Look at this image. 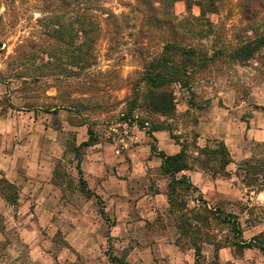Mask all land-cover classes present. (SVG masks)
I'll use <instances>...</instances> for the list:
<instances>
[{"label":"rangeland","instance_id":"374dc122","mask_svg":"<svg viewBox=\"0 0 264 264\" xmlns=\"http://www.w3.org/2000/svg\"><path fill=\"white\" fill-rule=\"evenodd\" d=\"M101 5L108 13H98L100 36L93 47L91 67L83 70L77 63L80 37L63 51L66 45L47 34L51 26L43 20L48 10L41 0H0L1 156L2 152L22 156L38 148H47L51 153L64 149L62 157L53 155L51 158L55 172L52 181L64 189L67 199L75 205H82L81 199L85 198L80 180L77 184L74 180L78 158H82L86 150L76 148L81 140L80 126H85L87 137L91 129L95 138H106L109 131L118 134L128 130L126 123L139 125L145 121L147 129L152 128L153 123L161 124L169 127L195 156L196 142L204 146L214 144L216 139L222 140L224 135L235 136L230 150L238 155H249L246 158L253 156L255 162L264 159V144H260L264 141L249 135L251 127L264 129V49L246 61L232 57L243 40L257 38L264 26L259 25V31L248 29L241 0H223L217 12L207 13L206 18L213 24L210 27L190 20L192 24L177 27L176 32L161 26L154 17H147L144 6L137 0H105ZM49 10L62 12L56 6ZM173 14L176 22H184L189 17L199 16L201 9L196 4L188 8L187 2L180 0L174 4ZM263 15L264 10H261L259 16ZM207 32V37L201 35ZM178 34L184 36L181 37L184 42L191 40L189 43L203 55L194 57L201 67H197L191 87L171 86L176 97L174 115L152 114L141 107L129 114L127 99L139 83L145 64L159 56L164 43ZM56 48L61 51H54L52 59L48 52ZM90 85H98V89ZM70 104L76 108L68 107ZM58 105L66 107L53 111ZM82 123L85 124L80 125ZM46 135H51V140L55 138L56 144L43 145ZM58 139L65 143L61 149ZM20 166L23 168L22 164ZM250 188H264V175L256 176ZM179 194L181 205L171 211L177 223L187 230L179 237L182 248H189L194 239L205 248L208 246L205 241L227 240L225 234L219 239L222 231L228 229L227 225L219 224L215 218L212 222L209 219L199 222L203 227L196 223L197 212L203 216L208 213V207L192 203V198H200L198 193L190 195L181 190ZM187 203L191 204L188 210ZM245 204H239L240 213L246 208ZM229 208L227 204L222 210L212 208L210 214L213 217L219 212L221 216L227 214ZM44 209V205L36 202L30 205L19 201L18 205L10 207L0 205V264L85 263L74 260L71 249L60 254L61 248L69 246L62 229L74 227L75 217H66L65 222L56 216L51 224ZM249 211L256 216L264 215V206L256 204ZM181 216L190 219V228L182 225ZM96 223L94 213L88 226L94 227ZM194 232L200 235L196 237ZM199 264L214 263L203 256Z\"/></svg>","mask_w":264,"mask_h":264},{"label":"crops","instance_id":"0c3cea01","mask_svg":"<svg viewBox=\"0 0 264 264\" xmlns=\"http://www.w3.org/2000/svg\"><path fill=\"white\" fill-rule=\"evenodd\" d=\"M126 125L128 130L119 131L118 134L109 131L106 138L99 136L85 147L80 162L81 173L76 166L74 180L77 184L82 177L94 195L81 199L82 205L73 204L67 199L64 189L52 181L55 172L51 158L53 155L60 158L65 153L61 149L65 144L61 139H58L61 149L58 153L38 148L22 156L0 154V178H6L20 188L18 203L44 205V213L51 224L56 216L65 222L66 217H75L74 227L71 225L69 229H62L69 246L61 248L60 254L71 249L74 260H81L84 264H198L195 247L182 248L179 237L187 230L177 223L171 211L170 184L175 178L187 177L193 188H186L185 191L190 195L198 193L203 199L192 198L194 205L203 204L208 209L220 207V210L226 204L230 207L229 212L221 216L217 212L213 217L206 213L201 218H195L201 227L199 222L208 219L212 222L213 218L228 227L220 234L219 239L226 236L224 242H203L208 245L207 248L202 247L204 258L220 263L264 264L262 249L239 246L241 240L250 241L264 233V215L256 216L249 211L256 204L264 206V189L255 190L246 185L244 172L239 168L240 162L249 155H238L230 150L233 161L226 167V176L213 175L197 165L173 176L163 172V159L152 150V143L167 154L180 152L182 145L172 138L168 130L154 131L155 140L146 129L136 124ZM80 129L79 144L89 138L85 136V126H80ZM249 135L257 141H264V129L251 127ZM46 137L43 138V145L56 144V139L51 140V135ZM234 138L222 136L228 147H231ZM197 143L201 145L202 142ZM96 196L100 197L101 202ZM244 203L247 206L240 213L237 208ZM0 205L15 206L2 194ZM185 206L188 210L191 204ZM94 213L97 223L90 227L88 224ZM234 223L241 229L240 234L234 230Z\"/></svg>","mask_w":264,"mask_h":264},{"label":"trees","instance_id":"16d2710c","mask_svg":"<svg viewBox=\"0 0 264 264\" xmlns=\"http://www.w3.org/2000/svg\"><path fill=\"white\" fill-rule=\"evenodd\" d=\"M105 0H41L43 6L48 14L45 15L44 21L46 25L51 26L50 31L47 33L49 36L55 38L57 41L60 40L66 45L65 50L68 46H72L75 42L74 39L78 36L80 37V43L77 45V63L80 64V68L85 70L90 68V61L94 57V44L96 39L100 36L101 30V20L98 13H108L106 7L101 5V2ZM140 4L144 6L147 17L155 18L161 26L173 29L176 32V28L185 27L190 23V20L194 22H199L204 26H212L210 19L206 18L207 13L217 12L221 7V2L223 0H185L187 2L188 8H191L193 4H196L201 9V14L199 16H193L187 18L184 22L174 20L173 7L175 2L180 0H137ZM244 12L247 19L248 29H253L259 31V25L264 26V15L259 16L261 10H264V0H241ZM56 6L61 13L49 10L51 7ZM157 14V16H156ZM191 32L190 29H188ZM212 30H209L210 32ZM201 34L203 37H207L209 33ZM74 35L72 36V34ZM184 36L180 34L175 35V38L168 40L163 45V50L159 56L148 61L142 73V76L138 84L133 87V93L127 99L130 103L129 114L133 113V110L141 107L146 109L147 112L152 114H159L163 116L174 115L176 111V97L174 90L171 86L174 84H180L184 87H191L192 80L194 79V74L197 67L201 65L196 62L194 57H201L202 53L198 52L193 45L187 40H182ZM181 39V40H180ZM264 49V31L257 36V38H247L243 40L242 45L238 46L233 52L232 57L240 60L246 61L251 59L255 54ZM54 51H61V48H56V50H49L48 55L50 57L55 56ZM54 53V54H53ZM52 55V56H51ZM180 56V58H177ZM90 88L98 89V85L95 87L90 85ZM65 108L66 105H58L53 107V111H57L59 108ZM68 107H74L73 105H68ZM153 123V122H152ZM82 123L80 125H84ZM139 127L146 129L147 133L154 138V131L157 130H168L178 143L182 145L180 152L176 154H167L164 151L158 149L155 143H152V150L156 152L160 157H162V170L164 173L171 174L173 176L176 173L193 168L195 165L199 166L204 171H208L213 175H228L226 167L233 161L231 151L224 140L216 139L214 144L208 143L204 146H199L196 142V148L198 149V154L192 155L189 153L188 146L181 143L179 137L176 136L169 127L161 124H152V128L146 127V122L141 121L138 123ZM89 139L77 145V150L89 146L96 139L93 135V131L88 129ZM155 139V138H154ZM156 140V139H155ZM211 144V145H210ZM261 145L264 143H260ZM255 158L250 157L244 159L240 162V171L244 172V182L248 186H252L253 182L256 181V176L264 175V159L255 162ZM81 158H78L77 167L80 170ZM216 163V164H215ZM80 182L82 184L81 191L87 197H92L94 192L87 188L85 180L80 177ZM185 183V184H182ZM185 185V186H184ZM193 188L192 184L188 182L187 177H182L180 179H173L170 184V197L172 200V209L175 206L181 205L178 202V197H180L179 192L185 191V189ZM196 189V187H194ZM264 188H259L263 190ZM19 188L16 184L10 182L6 178H0V194H2L6 200L12 204H18ZM98 202H101L100 197L96 196ZM203 200L202 198H200ZM183 206V205H182ZM212 210L207 208V212L210 213ZM103 213V210H102ZM197 218H201L200 212L195 214ZM199 215V216H198ZM226 216L225 218H227ZM182 225L184 227H191L192 223L187 216L185 219L181 216ZM234 230L237 233H241V229L238 228L236 223H234ZM200 233L194 232V236H198ZM192 242L193 247L196 249V254L198 256V264L202 258V246L197 242L196 239ZM240 247H259L264 252V233L259 236L252 238L250 241L241 240L239 243ZM113 261L116 258L112 257ZM214 264H231V263H220L219 261H214Z\"/></svg>","mask_w":264,"mask_h":264}]
</instances>
